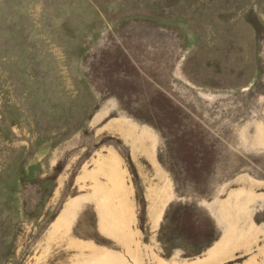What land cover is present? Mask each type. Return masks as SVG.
Returning a JSON list of instances; mask_svg holds the SVG:
<instances>
[{
  "label": "rangeland",
  "instance_id": "374dc122",
  "mask_svg": "<svg viewBox=\"0 0 264 264\" xmlns=\"http://www.w3.org/2000/svg\"><path fill=\"white\" fill-rule=\"evenodd\" d=\"M137 136L185 202L155 262L264 264V201L244 217L264 192V0H0V264H91L96 203L74 224L72 200ZM230 197L241 219L220 224ZM225 232L239 242L214 252Z\"/></svg>",
  "mask_w": 264,
  "mask_h": 264
},
{
  "label": "crops",
  "instance_id": "0c3cea01",
  "mask_svg": "<svg viewBox=\"0 0 264 264\" xmlns=\"http://www.w3.org/2000/svg\"><path fill=\"white\" fill-rule=\"evenodd\" d=\"M121 130L125 131L124 128ZM138 132L137 129L136 133ZM138 136L125 139L128 148L126 156L123 155L122 145H112L103 151L97 158L95 166L89 170V178L83 180L88 187V194L83 193L81 197L76 195L72 200L74 201L72 209L77 211L74 224L82 216L81 211L85 207L90 208L96 203L94 209L97 237L102 240L90 239L92 241L90 255L85 262L95 264L99 258L104 257L105 264H210V258L206 255L198 257L197 260L181 257L183 250L177 246L168 257L157 258L155 262L154 253L164 250V244L158 236L173 221L171 210L183 207L185 202H174L177 198L172 194L175 192L172 179L159 165L157 155L159 140H146L145 137L140 139ZM238 181L235 180L237 184ZM140 187L142 189L148 187L147 189L153 191L155 195L151 202L139 203L137 192ZM161 188L165 191L164 197L161 194L156 195L157 192H161ZM100 193L108 194L107 206L104 204L106 208L98 202ZM237 193L239 191L235 187L232 195ZM249 195V201H246L244 207V211L247 212L244 217L252 221L258 212L257 208H253V203L258 200L264 201V192L258 196L251 191ZM233 198H229L230 203H218L217 222L220 224L226 220L236 222L241 219L242 212H237L235 205L237 201L235 199L233 201ZM68 209L69 204L66 205L65 211ZM208 213L212 216V213ZM59 219L62 221L61 216ZM146 232L150 236L148 241L145 239ZM229 234L232 233L225 232L216 246L219 250L215 249L214 252L226 250L232 241L239 242V239L237 241L231 240L230 237L228 239L226 235Z\"/></svg>",
  "mask_w": 264,
  "mask_h": 264
},
{
  "label": "bare ground",
  "instance_id": "6f19581e",
  "mask_svg": "<svg viewBox=\"0 0 264 264\" xmlns=\"http://www.w3.org/2000/svg\"><path fill=\"white\" fill-rule=\"evenodd\" d=\"M102 198H104V200L102 199V201L104 202V201H106V203L108 202V196H104V197H102ZM104 206V205H103Z\"/></svg>",
  "mask_w": 264,
  "mask_h": 264
}]
</instances>
